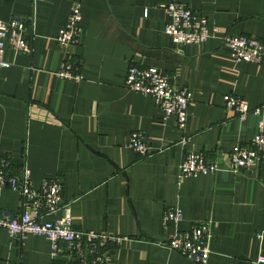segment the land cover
<instances>
[{"label": "crops", "instance_id": "crops-1", "mask_svg": "<svg viewBox=\"0 0 264 264\" xmlns=\"http://www.w3.org/2000/svg\"><path fill=\"white\" fill-rule=\"evenodd\" d=\"M173 0H0V20L23 17L30 53L5 52L0 68V158L26 164L39 187L63 178L78 230H107L123 237L112 257L97 264H198L160 244L174 231L163 226L167 207L183 210L179 228L211 220L214 240L207 264H264V162L234 171L227 153L264 130V62L235 61L225 35L264 42V0H175L207 16L217 33L202 44L177 45L165 33L164 6ZM82 31L67 52L57 34L75 4ZM83 79L59 78L64 59ZM130 64L157 67L192 93L184 129L162 120L151 95L125 87ZM232 92L251 108L241 119L225 109ZM143 130L151 154L128 146ZM186 138L185 143H180ZM188 151L218 158L215 174L179 178ZM219 153V154H218ZM23 208L20 194L0 188V215ZM0 264H78L52 255L46 236L18 238L0 228Z\"/></svg>", "mask_w": 264, "mask_h": 264}, {"label": "built area", "instance_id": "built-area-1", "mask_svg": "<svg viewBox=\"0 0 264 264\" xmlns=\"http://www.w3.org/2000/svg\"><path fill=\"white\" fill-rule=\"evenodd\" d=\"M166 14L165 33L177 45L202 44L213 37L218 29L209 25L207 16L181 1H171L164 6ZM81 5L75 4L70 10L65 24L57 34V42L64 52L77 44L82 31ZM27 21L23 17L0 20V68L8 67L5 59L9 48L16 53L32 51L26 35ZM227 45L235 61L261 64L264 62V42L253 35H225ZM55 75L62 79L81 81L83 75L75 61L64 59ZM124 85L129 90L151 95L161 111L162 120L176 119L180 129H184L188 119V109L192 93L187 87L176 86L170 74L157 67H143L130 64ZM223 105L233 110L241 119L248 114L259 115L263 107L251 108L249 102L232 92L223 96ZM183 138L180 143H185ZM128 146L141 156L150 155L151 145L143 130L130 134ZM219 154V153H218ZM227 166L234 171L242 170L257 162H264V130L256 134L248 143L235 145L228 153ZM218 158H210L204 152L188 151L184 154L179 168V178L199 174H215L222 169ZM0 188L17 191L23 208L17 212L0 215V228L9 235L25 238L29 235L46 236L51 240L52 255L63 256L78 264L106 263L112 257V246L123 237L107 230H78L74 227L71 204L64 202V182L60 175L46 176L39 187L33 185L31 169L28 165L15 168L10 158H0ZM183 210L173 205L165 209L163 226L174 231L160 244L177 251L187 259L207 264L214 240L211 220L196 221L188 229L179 228ZM258 262L264 263V257Z\"/></svg>", "mask_w": 264, "mask_h": 264}]
</instances>
